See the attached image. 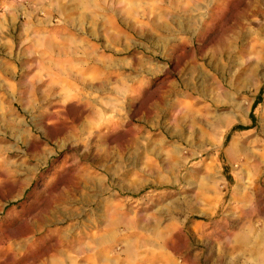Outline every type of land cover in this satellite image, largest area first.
<instances>
[{"label": "rangeland", "instance_id": "obj_1", "mask_svg": "<svg viewBox=\"0 0 264 264\" xmlns=\"http://www.w3.org/2000/svg\"><path fill=\"white\" fill-rule=\"evenodd\" d=\"M59 7L0 44V264H264V0Z\"/></svg>", "mask_w": 264, "mask_h": 264}, {"label": "crops", "instance_id": "obj_2", "mask_svg": "<svg viewBox=\"0 0 264 264\" xmlns=\"http://www.w3.org/2000/svg\"><path fill=\"white\" fill-rule=\"evenodd\" d=\"M56 14H61L59 0H0V44L12 37L19 22H54ZM83 255L78 251L77 259Z\"/></svg>", "mask_w": 264, "mask_h": 264}]
</instances>
